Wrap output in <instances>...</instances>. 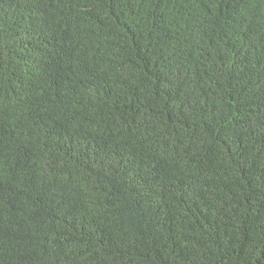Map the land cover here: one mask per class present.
<instances>
[{
    "label": "trees",
    "instance_id": "obj_1",
    "mask_svg": "<svg viewBox=\"0 0 264 264\" xmlns=\"http://www.w3.org/2000/svg\"><path fill=\"white\" fill-rule=\"evenodd\" d=\"M0 264H264V0H0Z\"/></svg>",
    "mask_w": 264,
    "mask_h": 264
}]
</instances>
